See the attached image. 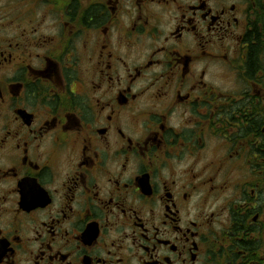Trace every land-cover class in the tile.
I'll return each instance as SVG.
<instances>
[{
  "label": "flooded vegetation",
  "instance_id": "obj_1",
  "mask_svg": "<svg viewBox=\"0 0 264 264\" xmlns=\"http://www.w3.org/2000/svg\"><path fill=\"white\" fill-rule=\"evenodd\" d=\"M0 264H264V0H0Z\"/></svg>",
  "mask_w": 264,
  "mask_h": 264
}]
</instances>
